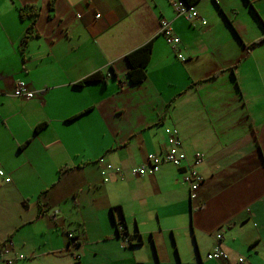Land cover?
Listing matches in <instances>:
<instances>
[{
    "label": "crops",
    "instance_id": "crops-1",
    "mask_svg": "<svg viewBox=\"0 0 264 264\" xmlns=\"http://www.w3.org/2000/svg\"><path fill=\"white\" fill-rule=\"evenodd\" d=\"M177 1L0 0V167L11 178L0 245L24 254L17 264H264V0H198L205 24L178 16ZM27 4L40 7L32 28ZM151 40L146 78L132 84L126 56ZM97 71L105 81L79 84ZM19 80L33 97L14 96ZM169 130L187 163L203 155L197 200L170 163L103 181L106 164L166 151ZM189 221L193 247L178 241ZM215 245L227 260L207 259Z\"/></svg>",
    "mask_w": 264,
    "mask_h": 264
},
{
    "label": "built area",
    "instance_id": "built-area-1",
    "mask_svg": "<svg viewBox=\"0 0 264 264\" xmlns=\"http://www.w3.org/2000/svg\"><path fill=\"white\" fill-rule=\"evenodd\" d=\"M175 13L178 16H184L188 20L193 21L200 19L196 8L194 5H188L185 1L179 0L173 3ZM99 16V15H98ZM202 23L205 24L206 21L202 19ZM160 33L166 40V42L174 48V51L178 57L185 61L186 57L179 51V45L181 44V38L176 34L171 21L163 19L161 21ZM14 96L21 98H31L34 96V91L28 90V85L25 80H19L14 89ZM168 149L160 154L151 153L148 155L147 161L141 165L131 166L128 169H123L120 166H114L112 164H106L105 168L102 170V176L104 181H109L112 174L119 178H124L126 174L133 177H144L146 175H152L160 170L162 164L170 163L173 166L180 169L182 174V181L188 186L190 198L196 200L198 198L202 183L205 180V176L201 171L198 170L197 166L202 163L203 155L200 153L194 154L193 163H187L188 155L182 150L181 139L178 135L177 130L168 131ZM11 181L8 173L0 167V182L5 184ZM197 208V206H196ZM118 230L122 237L126 240L128 235L124 230L122 225L118 226ZM68 237L72 240V246L77 245V241L74 239V234L69 233ZM23 254H15L7 246L0 249V264H15L17 260L24 259ZM208 260H227L228 253L222 249L219 245H216L207 254ZM238 262L243 263L244 259L241 257Z\"/></svg>",
    "mask_w": 264,
    "mask_h": 264
},
{
    "label": "trees",
    "instance_id": "trees-1",
    "mask_svg": "<svg viewBox=\"0 0 264 264\" xmlns=\"http://www.w3.org/2000/svg\"><path fill=\"white\" fill-rule=\"evenodd\" d=\"M188 5L195 4L198 0H184ZM51 6H53V0H51ZM19 13L22 18H31L32 22L29 28H32L33 23L36 20V17L40 14V7L34 4H27L21 8H19ZM153 49V41H149L141 47L135 49L130 52L126 58L128 60L130 70L128 73V80L130 83H140L144 81L146 78V66L150 61V57L152 55ZM106 77L102 74V72L97 71L93 74H90L83 80L79 82V84H84L88 82L94 81H105ZM45 123L39 124L36 127V131H39ZM138 233V231H137ZM140 235V234H139ZM11 239V236L8 237V240ZM132 245V244H131ZM4 245H0V249L4 248Z\"/></svg>",
    "mask_w": 264,
    "mask_h": 264
},
{
    "label": "rangeland",
    "instance_id": "rangeland-1",
    "mask_svg": "<svg viewBox=\"0 0 264 264\" xmlns=\"http://www.w3.org/2000/svg\"><path fill=\"white\" fill-rule=\"evenodd\" d=\"M189 220V219H188ZM186 220V221H188ZM187 230V227L185 228ZM187 232V235L185 236V239H183L182 237L178 238V241L180 243L181 246L185 245V246H195V243H196V238H195V234L193 233V230L192 228L190 229V221H189V228L188 230L186 231ZM179 234V232L177 233V235ZM188 238V239H187ZM189 240V241H188ZM174 241H175V244H176V248H178V245H177V239L176 237L174 236ZM179 249V248H178ZM179 251V250H178ZM180 252V251H179ZM24 255V254H23ZM206 255V254H205ZM25 257V256H24ZM17 262V261H16ZM17 264V263H15Z\"/></svg>",
    "mask_w": 264,
    "mask_h": 264
},
{
    "label": "clouds",
    "instance_id": "clouds-1",
    "mask_svg": "<svg viewBox=\"0 0 264 264\" xmlns=\"http://www.w3.org/2000/svg\"><path fill=\"white\" fill-rule=\"evenodd\" d=\"M184 1V0H183ZM194 5V4H193ZM151 154V153H150ZM115 166V165H114ZM121 167V166H120ZM105 168V167H104ZM123 168V167H122ZM130 168V167H129ZM124 169V168H123ZM128 169V168H127ZM101 174H102V171H101ZM127 175H129V174H127ZM113 176H116V175H113L112 174V176H111V179L113 178ZM103 177V176H102ZM110 179V180H111ZM109 180V181H110ZM104 181V180H103ZM104 182H108V181H104ZM186 185V184H185ZM187 186V185H186ZM188 187V186H187ZM202 187V186H201ZM201 190V189H200ZM200 193V192H199ZM189 195H190V193H189ZM198 197H199V195H198ZM198 199V198H197ZM196 199V200H197ZM190 201L191 202H194L195 200H192L191 198H190ZM193 208V207H192ZM119 225H122L123 227H124V225L123 224H117L116 225V229H117V232H118V234H119V236H121V234H120V232H119V230H118V226ZM124 230L126 231V228L124 227ZM69 233H73V232H69ZM68 233V234H69ZM126 233H127V235H128V232L126 231ZM68 234H67V236H68ZM74 234V233H73ZM122 237V236H121ZM218 238H221V236H219ZM68 239H69V247L70 248H76L78 245H79V241L77 240V237L75 236V234H74V239L73 240H76L77 241V245L76 246H72V240L68 237ZM128 239H129V235H128ZM129 244H131V243H129ZM216 246V245H215ZM220 246V245H219ZM223 249V248H222ZM210 252V251H209ZM208 254V253H207ZM207 257V256H206Z\"/></svg>",
    "mask_w": 264,
    "mask_h": 264
}]
</instances>
